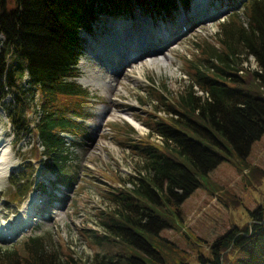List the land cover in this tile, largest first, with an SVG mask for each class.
Listing matches in <instances>:
<instances>
[{
  "label": "trees",
  "instance_id": "obj_1",
  "mask_svg": "<svg viewBox=\"0 0 264 264\" xmlns=\"http://www.w3.org/2000/svg\"><path fill=\"white\" fill-rule=\"evenodd\" d=\"M190 1L0 0V100L14 94L6 108L15 139L32 133L42 146L46 170L58 182L67 161L62 132L76 131L79 125L68 114H79L77 109L61 101L88 94L75 78L82 29H91L104 10L130 13L136 5L172 19ZM245 4L246 22L231 16L220 24L218 46L200 42L199 54L187 59L191 82L168 98L159 92V98L169 99L164 117L132 144L141 155L142 169L120 178L121 186L107 193L110 206L97 212L96 227L84 230L88 242L99 249L93 260L60 254L45 245L43 236L33 235L25 241V254L0 247V264H189L177 258V245L160 233L165 227H180L182 202L199 186L219 189L210 171L223 160L240 171L248 168L250 183L257 171L259 180L264 179V167L247 161L253 142L264 133V0ZM239 45L246 57L254 56L255 68L243 64ZM26 71L28 88L23 85ZM37 108L40 115L32 126L28 115ZM32 166L24 169L31 171ZM30 176L12 172L10 180L21 200L35 185ZM251 213L250 222L232 225L212 242L211 256L201 257L202 263L264 264V205ZM141 250L151 257L140 256Z\"/></svg>",
  "mask_w": 264,
  "mask_h": 264
},
{
  "label": "rangeland",
  "instance_id": "obj_2",
  "mask_svg": "<svg viewBox=\"0 0 264 264\" xmlns=\"http://www.w3.org/2000/svg\"><path fill=\"white\" fill-rule=\"evenodd\" d=\"M204 1V5L197 7L200 14L197 20L193 9L196 0H191L188 8L182 7L173 13L172 19L161 18L136 5L131 14L104 10L91 29H82L83 52L78 63L79 75L75 78L88 94L80 98L68 96L72 102L61 101L77 109L79 114H68L79 125L76 131L62 132L67 161L63 164L60 182L54 173L46 170L42 161L45 156L40 152L42 146L38 147V139L32 133L20 141L15 139L6 108L14 102V94L9 92L0 100V233L10 228L9 225H21L13 237L0 240V247L25 254V241L30 236L41 235L45 245L54 247L60 254H72L88 262L93 260L99 249L88 242L84 230L96 227L97 212L110 206L107 193L121 186L120 178L136 175L142 169L143 160L132 144L149 134L158 117H164L167 96L177 95L191 82L186 61L199 54V43L207 40L218 46L215 42L220 24L233 15L246 22V0ZM120 19L128 23L130 34L144 32L143 36L151 41L174 36L165 40L158 51L150 50L148 55L144 50L138 51L134 58L124 54L119 65L109 71L97 50L100 45H111L104 41L109 36L116 38L114 29ZM185 25L186 30L181 31ZM159 31V34L151 33ZM2 40L0 35V55ZM139 42L146 47L142 38ZM242 49L245 51L240 46L238 52L244 58L243 64L255 68L254 56L246 57ZM28 79L26 71L23 78L26 88L30 86ZM159 92L167 98H159ZM39 98L37 93L36 99ZM39 115L38 108L28 115L32 126ZM127 115L139 123L132 121L133 124L124 117ZM247 161L251 166L264 167V133L253 142ZM27 164H32L34 169L25 170ZM15 170L24 171L35 181L22 200L10 180ZM247 172L248 168L240 171L235 164L223 160L210 171L219 189L212 192L199 186L182 202L178 216L180 227L160 230L177 245V258L189 264H204L201 257L211 256V244L218 236L232 225L251 221V211L264 205V179L259 180L257 171V179H250L253 181L250 183ZM35 198L41 199L42 206L36 212H29V203ZM141 252L140 256L151 257Z\"/></svg>",
  "mask_w": 264,
  "mask_h": 264
},
{
  "label": "bare ground",
  "instance_id": "obj_3",
  "mask_svg": "<svg viewBox=\"0 0 264 264\" xmlns=\"http://www.w3.org/2000/svg\"><path fill=\"white\" fill-rule=\"evenodd\" d=\"M199 5H204V0H196V6H194V8H193L195 11L194 14L197 13V15L195 16L196 20L200 18V14L198 13V9H197V7ZM206 17H207V15H206ZM151 33L152 34H159L160 31L156 32V33H154V32H151ZM114 35H116V38L112 37V39H111V37L109 36L108 40L104 41V42H110L111 45L109 47H102L103 45H100L98 50H97V51H99V54H101V56L103 57L102 60L105 61L106 65L108 66L109 71H110V69H113L114 66L117 67L119 65V61L121 60V58L124 54L126 57L128 56V57L134 58V57H136V55L139 54L138 51L142 52L144 50L145 51L144 54L148 55L150 53V50L157 49L156 51H158L160 49V46H162V44L165 43V40L168 39V37H164V38L162 37L158 41L155 42V40L151 41L149 39H146L143 36V35H146V33H144V32H139L136 35H132V34H130L128 23L123 24L120 22H118L116 24V27L114 29ZM173 36L174 35L172 34L170 36V38H172ZM140 38H142L143 41L146 42V44H143V45H146V47L145 46L142 47V44H140V42H139ZM151 44H152V46H150ZM140 49H142V50H140ZM124 117H126V119H128L131 122L134 121V122L139 123L131 115H127ZM1 150L2 149H0V151ZM40 200L41 199L37 200L35 198L34 200L30 201V203H29L30 207H28L29 212L30 211L36 212L39 210V208H41L42 201H40ZM10 222H11V220H10ZM9 226H11V227L6 228V229H8L7 231L5 229L4 233H0V240L6 239V236L13 237L18 232V230L21 228L20 227L21 225L19 223H15V224H12Z\"/></svg>",
  "mask_w": 264,
  "mask_h": 264
}]
</instances>
